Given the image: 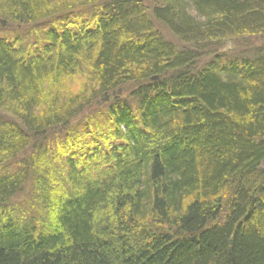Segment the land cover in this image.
<instances>
[{"label":"trees","instance_id":"trees-1","mask_svg":"<svg viewBox=\"0 0 264 264\" xmlns=\"http://www.w3.org/2000/svg\"><path fill=\"white\" fill-rule=\"evenodd\" d=\"M0 264H264V0H0Z\"/></svg>","mask_w":264,"mask_h":264},{"label":"water","instance_id":"water-1","mask_svg":"<svg viewBox=\"0 0 264 264\" xmlns=\"http://www.w3.org/2000/svg\"><path fill=\"white\" fill-rule=\"evenodd\" d=\"M152 79H153V80H156V79H158V77L155 76V77H153ZM120 93H121V90L119 89V90H118V94H120ZM114 94H115V92H113V95H114ZM108 100H109V96H108V94H107V93H104V94L102 95L100 101L97 102V104H98V105H101L102 103L107 102Z\"/></svg>","mask_w":264,"mask_h":264},{"label":"rangeland","instance_id":"rangeland-1","mask_svg":"<svg viewBox=\"0 0 264 264\" xmlns=\"http://www.w3.org/2000/svg\"><path fill=\"white\" fill-rule=\"evenodd\" d=\"M246 44V43H245ZM250 46V44L249 45H246V47H249ZM243 48H245V46L243 47ZM100 101V100H99ZM98 105V104H97Z\"/></svg>","mask_w":264,"mask_h":264}]
</instances>
